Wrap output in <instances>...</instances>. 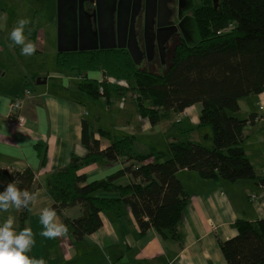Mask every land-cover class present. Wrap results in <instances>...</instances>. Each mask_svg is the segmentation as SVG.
<instances>
[{
  "label": "trees",
  "instance_id": "trees-1",
  "mask_svg": "<svg viewBox=\"0 0 264 264\" xmlns=\"http://www.w3.org/2000/svg\"><path fill=\"white\" fill-rule=\"evenodd\" d=\"M197 2L190 16L195 19L199 42L179 45L162 73L138 68L124 50L58 54V69L77 71L79 92L93 100L102 96L110 99L112 93L123 94L131 87L141 116L151 126H157L169 113L200 105L198 128L211 130V147L181 139L186 129L180 126L181 134L175 133L169 143L170 154L156 148L139 153L134 137H113L103 129L95 132L84 120L87 155H73L49 187L55 211L73 228L78 241L95 233L103 224L102 211L118 202L99 198L100 191L118 192L130 205L143 233L154 229L162 238H169L176 236L189 200L179 172H197L204 180L253 181L264 187V170L263 176L258 175L244 148L245 129L256 117L235 116L241 100L264 92V0ZM87 72L105 77L90 79L84 75ZM97 133L112 139L107 149L101 150ZM121 160L136 163L103 180L88 181L79 174L87 165ZM124 176L132 183L115 186L114 182ZM14 179L20 181L19 188L33 191L34 173L30 169L10 173L9 182ZM6 185L0 183V192ZM77 205L82 207L83 216L77 220L65 217L63 211ZM27 217L28 209L19 211L20 230L25 228ZM236 228L238 235L220 244L227 264H264V219L239 220Z\"/></svg>",
  "mask_w": 264,
  "mask_h": 264
},
{
  "label": "crops",
  "instance_id": "crops-1",
  "mask_svg": "<svg viewBox=\"0 0 264 264\" xmlns=\"http://www.w3.org/2000/svg\"><path fill=\"white\" fill-rule=\"evenodd\" d=\"M21 1L24 0H8L9 7L0 5V183H8L10 173L27 169L34 173L32 193H38V196L35 204H30L31 211L28 210L25 227L32 229L35 245L26 254L31 258L42 257L47 264H227L220 244L238 235L237 221L264 219V187L253 181L229 183L224 180H204L197 172H179L178 179L189 200L175 237L162 238L154 229L143 233L130 205L124 203L116 191L97 193L99 198L115 199L118 202L113 208L102 211L103 224L95 233L78 241L69 225L66 235L54 239L40 235L44 230L40 223L41 209H54L55 205L49 193L53 177L69 165L73 155L85 157L88 153L83 145V123L87 113L79 100L53 91L55 86L52 87L50 81L66 80L65 71L58 69L43 76L23 71V74L9 76L8 69L15 68V73L19 71L23 65L22 58L25 57L21 54V46L10 39L15 22L22 18L31 21L24 31L28 41L36 42L37 36L43 32L35 22L38 10L44 14L43 8L37 7L36 10V7L33 9L25 5L23 12ZM10 8L17 11L15 16L10 14ZM4 13L7 14L6 19L3 18ZM36 77L46 82L37 85V81L34 82ZM103 77L105 75L101 79ZM34 83L39 87H33ZM59 87L70 91L64 84ZM28 91L32 96L25 102L22 111L27 121L26 128L11 129L5 121L9 106L12 101L25 98ZM239 106L236 117H256L245 129L244 148L258 175L263 176L264 92L241 100ZM200 111L201 106L194 105L181 113H169L155 127L146 122L141 135L154 137L148 139L150 142L142 140L136 130H125L120 135L113 134V137H134V148L139 153H147L151 148H156L168 154L167 145L175 133L181 134L180 126H183L186 134L181 135V139L185 137L189 141L203 144L201 140L189 138L191 126L198 127ZM165 119H170L171 123ZM158 126H161V130L155 133ZM202 130L205 139L212 144L209 129ZM95 137L100 141L101 150L107 149L112 142L110 137L103 138L98 133ZM159 137L167 139L164 145L158 144ZM132 163L136 162L102 161L83 167L79 174L86 176L88 181L103 180ZM131 183L132 179L124 176L114 185L126 187ZM251 196L257 197L253 203L250 201ZM63 213L70 220H77L83 216V209L77 205ZM9 215L15 217L14 228L19 233V211L15 209L0 211V225ZM57 217L58 222L63 223L58 214Z\"/></svg>",
  "mask_w": 264,
  "mask_h": 264
},
{
  "label": "rangeland",
  "instance_id": "rangeland-1",
  "mask_svg": "<svg viewBox=\"0 0 264 264\" xmlns=\"http://www.w3.org/2000/svg\"><path fill=\"white\" fill-rule=\"evenodd\" d=\"M194 0H179L181 3V13L180 15H184L186 13H191L193 7L195 5ZM0 5L4 7H9L8 0H0ZM25 5L33 7L43 8L44 14L42 11L38 10L35 15V22L37 23V28L42 29V34L37 36L36 42H33L37 45V51L30 56H25L22 58L23 65H21V69L15 73V68L8 69L10 73V77L16 74H23V71L31 73V74H39L41 76L47 74V72L58 71L57 68V57H58V46H57V0H24L21 1L20 7L23 12L25 11ZM29 10V9H28ZM16 10L10 8V14L16 15ZM40 25H38L39 23ZM48 24V23H50ZM17 21L15 22L16 25ZM14 25V26H15ZM199 36L197 31L194 33V40H198ZM22 47V46H21ZM167 66V63H166ZM142 69L150 70L154 73H162L164 71L162 64L159 62L156 64H146V66ZM66 80H51L50 84L55 86L54 92L59 95H65L72 97L74 99L82 102L84 106V110L86 111V120L89 122L90 126L95 129H103L109 131L115 135H120L121 132L125 130H136L141 135V130L145 128L146 122L148 119L141 116L139 112V105L137 100L132 92L131 87H128L126 90L122 91L123 94L112 93L111 98L109 99L106 96L100 97L98 100H93L89 96L83 94L82 92H78V81L80 78H77L78 72L71 70H64ZM88 78L94 79L96 75L92 73H84ZM24 75H27L25 73ZM102 75H98L99 79H101ZM31 78V82H33V78ZM81 78L83 76L81 75ZM39 77L34 79L36 82ZM49 84V85H50ZM64 84L65 87L70 88V91H64L59 86ZM133 85V82H132ZM33 87H39L36 84ZM78 90V91H77ZM52 91V92H53ZM172 117V116H171ZM171 119V118H170ZM170 119H165L164 121H170ZM172 121V120H171ZM161 123V122H160ZM159 123V124H160ZM171 123V122H169ZM149 127V126H148ZM155 133H159L161 130V126L156 127ZM192 132L189 134V138H193L194 140H201L203 144H209L211 147L212 144L210 140H206L204 137V130L199 129L197 126H191ZM151 129V127H149ZM208 131V130H207ZM211 132V130L209 129ZM140 138L144 141L149 138L155 139L154 137L149 136L148 134H142ZM160 145H164L166 143V138L159 137ZM183 140H188L183 137ZM151 140H148L150 142ZM206 146V145H205ZM208 146V147H209ZM165 147V146H163ZM170 154L169 145H167ZM161 152H165L160 150Z\"/></svg>",
  "mask_w": 264,
  "mask_h": 264
},
{
  "label": "water",
  "instance_id": "water-1",
  "mask_svg": "<svg viewBox=\"0 0 264 264\" xmlns=\"http://www.w3.org/2000/svg\"><path fill=\"white\" fill-rule=\"evenodd\" d=\"M105 1L108 3L102 4V2ZM140 1H145L146 27L144 38L148 45L149 36H151V29L154 30L155 26L158 27V29L161 27L165 28V26L161 25V14L157 11H155L151 18L152 21L151 19L149 21V0ZM137 2H139V0L129 1V4L125 9L126 21L122 29L119 20L122 0H57L58 54L127 48L133 61L139 68L138 57L142 53L138 52V54H135L136 50L132 49L131 44H128L129 46H127L125 43L128 34H130L133 29V27L130 26V21L137 6ZM170 2V0H166L162 4V0H156L154 6H156V8L161 6L168 8L167 4ZM86 3H90V5L94 7L92 14L86 11ZM186 14L179 16L182 18L179 28L185 42L189 46H193L199 42V39L197 41L194 40L195 30L198 33V29L195 19L188 13ZM182 16L185 17L183 18ZM168 24L169 23H167V25ZM162 30H158L157 33L153 32L152 40H154L156 36L159 40ZM122 35L126 37L125 41H123L124 43H121ZM150 50L151 48L148 49V51ZM164 60V57H162L163 62ZM45 82L46 80L41 81L38 79L37 85Z\"/></svg>",
  "mask_w": 264,
  "mask_h": 264
},
{
  "label": "clouds",
  "instance_id": "clouds-1",
  "mask_svg": "<svg viewBox=\"0 0 264 264\" xmlns=\"http://www.w3.org/2000/svg\"><path fill=\"white\" fill-rule=\"evenodd\" d=\"M7 14H3L6 19ZM31 23L29 19H19L10 32V39L16 45H20L21 54L33 55L37 51V45L28 41L24 35L25 28ZM20 181L14 179L8 182L5 189L0 192V211L9 212L11 209L20 211L28 209L30 204H35L38 193H32L27 189L18 187ZM40 223L43 231L40 235L47 239L67 234V226L58 222L57 212L51 207H45L40 212ZM15 217L9 215L0 225V264H47L44 258H31L26 253L35 245V236L31 228L25 227L19 233L14 228Z\"/></svg>",
  "mask_w": 264,
  "mask_h": 264
},
{
  "label": "flooded vegetation",
  "instance_id": "flooded-vegetation-1",
  "mask_svg": "<svg viewBox=\"0 0 264 264\" xmlns=\"http://www.w3.org/2000/svg\"><path fill=\"white\" fill-rule=\"evenodd\" d=\"M129 1L131 2L132 0H122L121 3V10H120V24L122 26V29L125 24V9L127 8ZM166 0H162L165 2ZM171 2L167 4V7L161 6L156 8L155 3L156 0H149V18L148 20L153 17L155 11L159 12L161 14V25H164L165 28H160L161 31V37L158 40V37L156 36L154 40L152 33H157L158 27H154V30L151 29V36H149V44L145 42V27H146V16H145V1H140L137 2V6L133 12L132 19L130 21V26L133 27L131 30L130 34H128L127 41H125L124 35H122V41L121 43L131 44L132 49L136 50L135 54L142 53L138 57L139 61V68H144L146 64H158L159 62L162 64L164 71L167 70L166 63L169 62V59H171L174 56L175 50L178 48L179 45H181L183 42H185L184 37L182 36L181 30L179 28V25L182 21V18H180V13H181V3H179V0H170ZM195 1L194 8L197 6L198 2L197 0ZM193 1V2H194ZM108 2H102V4H107ZM161 4V5H162ZM86 11L88 13L92 14L94 7L90 5V3L85 4ZM105 6V5H104ZM192 10V11H193ZM158 13V16H159ZM192 13V12H191ZM191 13H188L191 15ZM187 15V14H186ZM183 18L185 16H182ZM152 21V19H151ZM167 23H169L167 25ZM151 25V23H150ZM152 27V26H151ZM149 29V28H148ZM165 29V30H164ZM123 31V30H122ZM151 39V40H150ZM107 44V42H106ZM151 48L150 51L148 49ZM114 50H124L128 54L129 51L128 49H114ZM84 53V52H82ZM162 57H164V62L162 61ZM138 67V66H137Z\"/></svg>",
  "mask_w": 264,
  "mask_h": 264
},
{
  "label": "built area",
  "instance_id": "built-area-1",
  "mask_svg": "<svg viewBox=\"0 0 264 264\" xmlns=\"http://www.w3.org/2000/svg\"><path fill=\"white\" fill-rule=\"evenodd\" d=\"M101 93H103V89H101ZM31 92H27L25 98L16 99L12 101L9 106V113L5 117V121L7 126L11 129H25L26 128V118L22 114L25 102L31 98ZM263 109V107H261ZM256 197L253 196L251 201H255Z\"/></svg>",
  "mask_w": 264,
  "mask_h": 264
}]
</instances>
